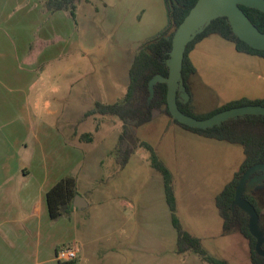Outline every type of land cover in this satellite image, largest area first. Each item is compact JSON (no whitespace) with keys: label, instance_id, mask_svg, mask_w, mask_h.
Wrapping results in <instances>:
<instances>
[{"label":"crops","instance_id":"0c3cea01","mask_svg":"<svg viewBox=\"0 0 264 264\" xmlns=\"http://www.w3.org/2000/svg\"><path fill=\"white\" fill-rule=\"evenodd\" d=\"M46 1L0 0V264H59L57 250L71 244L80 248L75 264H205L193 252L177 253L163 177L150 161L137 158L141 148L123 168L116 157L106 164L118 144L121 120L98 116L104 122L113 119V125L92 128L86 117L97 102L123 99L140 46L168 24L165 0H78L77 23L68 12L48 11ZM10 6L30 10L24 19L30 25L25 34L31 33L22 41V20ZM31 54L37 59L29 75L60 55L90 59L95 70L105 71L103 78L94 74L88 81L94 101L86 105L83 81L71 107L49 103L45 108L42 96L33 104L28 90L22 89L29 81L18 78L21 70L14 63L16 55ZM6 55L12 56L7 63ZM180 99L192 109L191 94L182 93ZM257 99L264 97L250 100ZM163 116L176 129L173 120ZM86 146H95L98 153L86 155ZM84 161L87 169L77 178V190L87 206L52 220L47 193ZM103 165L110 171L106 181ZM173 180L178 207L174 175Z\"/></svg>","mask_w":264,"mask_h":264},{"label":"rangeland","instance_id":"374dc122","mask_svg":"<svg viewBox=\"0 0 264 264\" xmlns=\"http://www.w3.org/2000/svg\"><path fill=\"white\" fill-rule=\"evenodd\" d=\"M9 9H14L15 15L22 20V41L31 33L30 30L29 34H25L30 25L24 19L29 16L30 10L26 6H10ZM208 22V18L204 19L198 30ZM40 45V43L36 44L37 47ZM58 57L59 60L47 61L41 65L38 72L29 75L28 68L37 58L34 54L28 57L16 55L14 63L21 70V76L19 75L18 78L30 82H27L25 84L27 87L24 86L22 89L28 90L33 104L36 96H42L41 100L45 108L51 103L53 107L64 109L65 106L71 107L72 102L77 100L78 90L82 88L84 81V98L86 105H89L94 101L95 96L88 81L94 74L103 78L105 71L100 73L95 70L90 59L82 62L80 55ZM11 58L12 56L6 55L4 62H9ZM190 59L197 69V73L190 79L192 112L195 115L212 112L218 105L242 98L264 97V71H261V66L264 70V59L238 52L232 42L218 35L210 36L195 47ZM182 93L184 89L179 86L178 97ZM38 109L40 112L39 106ZM163 115L166 114L157 111L150 123L132 128V142L139 144L138 139H140L151 144L160 159L169 167L176 178L179 197L178 216L187 230L193 231L202 239L205 249L212 256L226 260L229 264H253L248 241L238 232L223 234V220L216 206L217 195L233 179L244 160L243 147L184 131L179 129L177 124L174 129L164 121ZM98 116L102 115H86L90 119L92 128L97 125L102 126L106 122L110 126L113 125V119L104 122L103 118L99 119ZM114 130L117 131L119 128ZM86 147H88L85 149L86 155L98 153L94 149L95 146ZM139 148L142 151H139L137 158L150 161L149 152L142 147ZM113 157H116L114 151L111 152L106 164ZM85 165V161L74 165V168L68 170L67 175L82 177L87 169ZM107 169L106 165L102 166L101 177L105 181L110 172ZM244 193L253 195L260 205L261 214L258 216L254 214L253 230L256 231L260 241L261 252V246H264V168L257 169L248 176L240 193V199ZM241 200L247 203L243 198Z\"/></svg>","mask_w":264,"mask_h":264},{"label":"trees","instance_id":"16d2710c","mask_svg":"<svg viewBox=\"0 0 264 264\" xmlns=\"http://www.w3.org/2000/svg\"><path fill=\"white\" fill-rule=\"evenodd\" d=\"M77 1L47 0L45 6L50 12H68L73 21L77 23ZM197 2L198 0H165L168 24L162 31L140 46L129 72L130 83L123 99L113 104L97 102L86 115L116 116L122 121V131L114 150L120 168L126 166L137 147H142L149 152L152 167L162 175L164 180L166 201L171 211L172 224L177 232V253L184 255L193 252L205 264L229 263L226 260L212 256L203 246L202 240L184 228L178 216L174 180L170 169L159 158L155 149L149 143L140 142L137 144L132 142L131 131L132 128L150 123L154 119L155 113L160 111L172 118L175 124L185 130L205 138L241 145L244 149V160L239 170L234 174L233 179L217 195L216 206L223 220V234L240 233L249 243L252 263L264 264V246H261V253L258 247L259 240L250 229L251 215L236 203L237 188L244 174L257 165H264V115H246L231 118L208 129L191 128L174 119L170 113L167 104V82L157 81L153 83L158 77L163 80L168 79L169 63L176 31ZM238 6L253 26L264 34V12L242 4H238ZM213 35H218L232 42L240 53L264 59V50L254 48L243 41L232 27L229 17L220 16L212 19L202 29L195 32L186 47L180 86L188 96L190 95L189 80L197 73V69L190 59V53L200 42ZM256 105L264 106V99L250 100L242 98L198 116L192 112L188 101L183 102L178 97L180 110L197 119H206L233 108ZM77 195H79L77 178L72 175L63 177L52 187L47 193L51 219L55 221L64 215H69L74 208L73 201ZM242 198L255 209L258 215L261 214L257 198L247 193H244ZM75 263L76 261L66 264Z\"/></svg>","mask_w":264,"mask_h":264},{"label":"water","instance_id":"95a60500","mask_svg":"<svg viewBox=\"0 0 264 264\" xmlns=\"http://www.w3.org/2000/svg\"><path fill=\"white\" fill-rule=\"evenodd\" d=\"M238 4L247 7L257 8L264 12V0H198L197 4L191 10L184 22L176 31L174 38L171 60L169 63V77L166 80L158 77L154 82L166 81L168 85L167 104L173 118L180 123L196 129H208L220 125L224 121L246 115H264V106H242L219 112L206 119H197L183 113L178 106V87L180 86L181 71L187 44L198 30L204 19H215L220 16L230 18L232 27L237 35L250 46L264 50V34L253 26L244 12L239 8ZM264 168V165H257L249 169L242 177L236 193V203L245 211L250 213L251 222L250 229L256 236V231L253 230L254 214L258 216L255 209L249 203H243L240 199V193L243 190L244 184L248 176L255 170ZM73 206L82 210L87 206L86 200L77 195L73 201ZM257 237V236H256ZM258 238V237H257ZM259 240V239H258ZM260 241L258 242V247Z\"/></svg>","mask_w":264,"mask_h":264},{"label":"built area","instance_id":"2783aa9c","mask_svg":"<svg viewBox=\"0 0 264 264\" xmlns=\"http://www.w3.org/2000/svg\"><path fill=\"white\" fill-rule=\"evenodd\" d=\"M80 248L76 244L60 247L56 252V259L59 263L66 264L78 259Z\"/></svg>","mask_w":264,"mask_h":264}]
</instances>
